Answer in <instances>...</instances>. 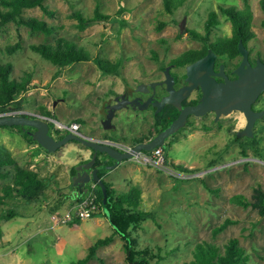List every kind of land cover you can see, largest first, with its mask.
I'll use <instances>...</instances> for the list:
<instances>
[{
  "label": "rangeland",
  "instance_id": "obj_1",
  "mask_svg": "<svg viewBox=\"0 0 264 264\" xmlns=\"http://www.w3.org/2000/svg\"><path fill=\"white\" fill-rule=\"evenodd\" d=\"M46 2L54 11L52 16L39 6L25 8L24 15L56 25L58 30L50 36L14 20L0 24V63H12L16 78L28 71L34 76L24 95V109L35 112L47 108L52 118L64 123L79 118L81 131L86 134L133 143L152 130V111L121 110L113 120L117 128H106L105 104L123 93L127 85L135 88L162 78V67L173 57L187 48L200 47L201 42L184 28L205 33L211 11L216 10L220 20L211 32L212 38L231 33L232 21L221 6L243 9L246 1L184 0L173 13L166 10L164 0ZM250 2L255 12L254 29L264 48V11L260 0ZM97 4L104 13L113 15L111 21L78 28L72 12L79 9L85 16H92ZM160 21L164 22L161 28ZM59 36L78 41L92 56L98 54L112 61L121 58L120 74L103 73L94 60L58 66L30 46L52 42ZM18 42L22 47L10 52L8 47ZM204 130L191 122L168 137L164 145L168 166L183 169L188 177L178 178L130 159L107 178L118 192L128 189L130 183L143 189L142 208L154 212L155 218L132 226L131 231L139 239V248L147 246L159 254L153 259L158 264H186L194 259L198 242H214L223 248L232 237L247 249V264H264V214L252 205L243 206L231 199L241 193L254 200L256 189L264 190V119L258 122L255 137L243 139L244 148L230 143L217 129ZM20 131L18 127L0 126V148L39 172L46 182L45 195L39 200L13 196L0 206V264H72L86 256L98 239L114 233L104 214L58 226L52 221L53 214H63L77 202L65 195L71 191L74 196V174L69 163L84 157L90 148L69 141L55 152L40 145L25 151L29 143ZM50 132L57 138L66 134L53 121ZM10 182V177L0 178V186ZM10 208H17L19 214L3 218ZM227 218L235 222L215 234L214 229ZM86 264H129L122 237L116 235L110 244L99 247L97 255Z\"/></svg>",
  "mask_w": 264,
  "mask_h": 264
},
{
  "label": "trees",
  "instance_id": "obj_2",
  "mask_svg": "<svg viewBox=\"0 0 264 264\" xmlns=\"http://www.w3.org/2000/svg\"><path fill=\"white\" fill-rule=\"evenodd\" d=\"M245 1V8L243 9H238L237 7L232 6H221L223 13H225L233 23V35L219 39L218 44H230L232 47L231 54L233 56L240 53L239 43L241 41L246 44L249 39L257 36V32L254 29V7L250 0ZM164 3L166 10L173 13L184 3V0H164ZM260 3L264 11V0H260ZM36 6H39L50 16L54 14V11L46 0H0V24L4 25L9 21L14 20L18 21L20 24L29 26L32 31H42L48 36L54 34L58 30L56 25L50 24L47 20L40 19L36 16L24 15L25 8ZM71 16L77 19V26L80 29H85L92 23L98 21L108 23L113 17L111 14L104 13L99 4L96 5L92 16H85L79 9L73 11ZM219 23L218 12L213 10L210 12L206 20L205 33L187 27L184 28V30L193 37L201 38L203 36H209L213 28ZM262 23L264 25V19ZM163 24L164 22L160 21V28ZM30 46L44 58L62 67L72 65L76 62L94 60L103 73L118 75L123 66V60L121 58L112 61L103 58L98 54L92 56L81 43L63 36L56 37L52 42L46 41L43 43H33ZM20 47H22V43L18 42L14 46H9L8 49L10 52H13ZM207 50L208 49L206 48L201 54L205 53ZM196 53L197 49L195 48L185 50L173 57L171 62L184 66L199 56L196 55ZM155 59H158L157 53H155ZM33 78V74L29 71L21 78H16L13 76L12 63H0V112L24 109V95L30 90ZM37 111L42 112L45 115L53 116L51 113L52 111L47 108L41 107L37 109ZM177 114L178 110L173 105H169L166 107L164 113L158 112L156 114L157 122H155L154 125H161L162 128H165L177 116ZM73 121L81 123L79 118H74ZM11 126L20 128V132H22L21 134H23L28 142L41 145L34 137V131L36 130L34 127L29 125ZM63 136L64 135H61L58 138ZM137 140L141 141L143 139L141 138ZM107 156L108 155H104L101 158L98 157L97 163H110V161H106ZM109 171L110 170L106 168L100 169L99 175L104 178L108 186V199L106 203L110 209L111 215L108 216L105 212L104 192L98 182L97 188H95V193L97 194L96 201L99 205V209L95 215L104 214L110 220L114 228V233L98 239L89 247V252L86 256L74 260L72 264L88 263L90 259L97 255L99 247L110 244L116 235H120L125 242L129 264H158L159 261H153V259L159 254H156L153 249L147 246L139 248V239L134 236L131 231L132 226H137L148 218H155L154 212L142 208L143 189L137 183H130L128 189L118 192L114 187L113 182L106 178ZM76 172L77 168L76 166H73L72 173L75 174ZM9 177L12 179V182L0 186V206L6 204L13 196H22L29 200H39L45 195L46 182L40 177L39 172L33 168L20 164L12 154L3 151L0 148V178L6 179ZM74 188L77 189L80 195L77 201L86 197L87 192H81L77 186H74ZM231 199L243 206L252 205L257 208L261 214H264V190L260 187L256 189L254 200H250L241 193L233 195ZM18 214L19 210H17V208H10L2 214V217L5 219H11ZM75 221L80 222L81 219L76 218ZM233 222H235V220L227 218L214 229V233L217 234L218 232L223 231ZM194 255V259L186 264H247L250 259L247 249L240 244L239 239L236 237L230 238L224 244L223 248L214 242H198L194 250Z\"/></svg>",
  "mask_w": 264,
  "mask_h": 264
},
{
  "label": "water",
  "instance_id": "obj_3",
  "mask_svg": "<svg viewBox=\"0 0 264 264\" xmlns=\"http://www.w3.org/2000/svg\"><path fill=\"white\" fill-rule=\"evenodd\" d=\"M239 47L244 58L235 70L239 74L235 79L230 78L226 74L225 81L220 82L216 79L214 74H217V72L214 70V60L217 55L213 50H210L203 58L187 66L190 83L179 89H176L174 86L175 75L169 68H166L164 82L168 84L170 94L161 101L155 102V105L158 107V111H160L168 103L175 104L181 110V113L168 127L161 130L149 141L137 142L134 150L139 152L151 150L159 145L164 146L167 138L185 125L189 114L201 115L212 108L218 109L219 112L224 111L225 113H229L233 109L244 111L248 117L246 133L252 136L255 121L264 116V109L255 111L252 108V103L261 91L264 90V61L258 59L256 65H253L249 60V50L243 41L240 42ZM200 85L204 90L202 101L196 105L183 107L182 100ZM120 104H116L114 109H118L121 106ZM131 104H138L141 109L148 107L147 102H142L139 99L131 100ZM42 115V112L34 114L32 111L20 115H2L0 116V126L29 125L34 127L36 129L34 137L49 152L57 151L72 140L86 144L93 152L92 157L76 166L77 172L72 176L73 184L79 187L81 192H86L87 186L92 181L98 182L104 192L105 212L110 216L111 212L106 203L108 199V186L104 178L99 175V170L103 168L109 170L117 168L119 165L132 159L134 152L122 151L112 144L103 142L97 137L86 134L83 131L79 133L68 131L63 137L57 138L50 132V122L44 119ZM113 116L114 113L104 120L106 128H117V125L113 122ZM104 155H109L115 159V162L111 164L105 162L97 163L98 157L101 158Z\"/></svg>",
  "mask_w": 264,
  "mask_h": 264
},
{
  "label": "flooded vegetation",
  "instance_id": "obj_4",
  "mask_svg": "<svg viewBox=\"0 0 264 264\" xmlns=\"http://www.w3.org/2000/svg\"><path fill=\"white\" fill-rule=\"evenodd\" d=\"M232 35H233V23H232L231 33L224 34V35H218L215 38H212L211 33L209 36H203L201 38L194 37L195 39L201 42L200 47H190L186 49V50L191 49V48L197 49L196 55H199V56L196 57L195 60H193L192 62L200 58H203L209 53L210 50H213L217 55L214 60V70L215 72H217V74H214V76L220 82L225 81L226 79L225 74L232 79L237 78L239 74L235 70L237 67H239V65L241 64L244 58V55L243 53H241V51L238 55L233 56L231 54L232 47L230 46V44H225V45L218 44L219 39L230 37ZM252 41H255L253 45H251ZM262 42L264 43V38L262 39ZM245 45L249 50V54H248L249 60L253 65H256L258 59H261L264 61V48L261 46V39L258 38V34L255 38L249 39L248 43H246ZM239 46H240V43H239ZM206 48L208 50L205 53L201 54ZM239 50H240V47H239ZM190 63L183 66L177 63H172L170 61L167 65L162 67V72H163L162 78L154 79L148 83H140L135 88H132L131 86L127 85L123 93L116 94L113 98H111V100H109V102H107V104H105L106 106L105 115L107 116V118H109L114 113V116H113V120H114L119 115V112L121 110L126 109V110L137 111L141 109L138 104H131V100L139 99L142 102H147L148 107L144 110L152 111V118H153L152 130L136 138L133 143L136 144L137 142L149 141L157 133H159L161 130L166 128V127L162 128L161 125L159 126L154 125L155 122H157L156 114L158 112L164 113L167 106L173 105L178 110V114L170 122V124L181 113V110L175 104L168 103L160 111H158V107L155 105V102L161 101L163 98L169 96L170 94L169 89H168V84L164 82L166 78V75H165L166 67L169 68L171 72L175 75L174 86L176 89H179L182 86H185L190 83V80L188 79V74H187V66ZM222 71L224 73H220ZM203 97H204V90L202 86L200 85L199 87H196L187 97H185L182 100V105L183 107L196 105L202 101ZM118 103H121L120 104L121 106L115 110L114 106ZM252 108L255 111L264 109V90L261 91V93L255 99V101L252 103ZM263 119H264V116L261 118H258L255 121L254 126H253V135L251 136L246 133L248 117L244 111L240 109H233L229 113H225L224 111L219 112L218 109L212 108L201 115L189 114V116L187 117V121L185 125L183 126V128L189 125L191 122H195L196 124H199L200 126L204 127L205 129L204 131L217 129V131L223 132L225 136L229 138L230 143H232L233 145L236 144L239 147L241 146L244 148L243 139L245 137H255L257 133V124L260 120H263ZM141 138L143 140L141 141L137 140ZM106 161H110V163H107V162L105 163L111 164L115 162V159H113L112 157L108 155L106 157Z\"/></svg>",
  "mask_w": 264,
  "mask_h": 264
},
{
  "label": "built area",
  "instance_id": "obj_5",
  "mask_svg": "<svg viewBox=\"0 0 264 264\" xmlns=\"http://www.w3.org/2000/svg\"><path fill=\"white\" fill-rule=\"evenodd\" d=\"M28 112L29 110L17 109V110H10L6 112H0V116L8 115V114L20 115V114H27ZM37 113H38L37 111L34 112V114H37ZM42 117L49 122L53 121L54 123H56L57 128L60 130H66V132L73 131L75 133L81 132V123L77 121H72L70 123H64L62 121L52 118L49 115H45L44 113ZM98 139H100L103 142L112 144L113 146L121 149L122 151L134 152V156L132 159H134L135 161L139 163L154 166L178 178L188 177V175L185 174L186 172L183 169H173L168 166L167 157L165 155L163 145L156 146L155 148L151 150H142V151L136 152L134 150V147L136 144L134 143L119 141V140H115L112 138H98ZM97 184L98 183L96 181H92L87 187L86 197L84 199L77 201L65 213L53 214L52 215L53 224L55 226H58L65 222L75 220L76 218L87 219V218L94 216L99 209V205L97 204V201H96L97 194L95 193V188H97Z\"/></svg>",
  "mask_w": 264,
  "mask_h": 264
},
{
  "label": "crops",
  "instance_id": "obj_6",
  "mask_svg": "<svg viewBox=\"0 0 264 264\" xmlns=\"http://www.w3.org/2000/svg\"><path fill=\"white\" fill-rule=\"evenodd\" d=\"M80 123V122H79ZM92 136V135H91ZM94 137H97V138H108V137H99V136H94ZM76 142V144H78V141H75ZM29 143V145L28 146H26L25 147V151H28V150H30L31 148H35V147H37L39 144L38 143H30V142H28ZM41 146V145H40ZM92 150L91 149H89V150H87V151H85V156L84 157H81V156H78L79 157V159L78 160H76L74 163H69V165L71 164V169H72V167L73 166H76V165H78V163L80 164L81 162H83V161H86V160H89L91 157H92ZM83 154H84V152H83ZM63 162H65V161H63ZM66 163V162H65ZM126 162H124L123 164H121V165H119L120 167L121 166H124V164H125ZM68 165V164H67ZM118 166V167H119ZM117 167V168H118ZM117 168H115V169H113V170H116ZM113 170H110L109 171V173L110 172H112ZM76 174V173H75ZM73 176V175H72ZM108 177V175L106 176V178ZM108 179V178H107ZM109 180V179H108ZM109 181H111L112 182V180H109ZM113 185H114V182H113ZM76 191V192H75ZM71 192V191H70ZM70 192L69 193H67V194H65V195H67V199L68 198H71L70 196H72V199H71V201H73V202H76L77 200H78V198L80 197V195H79V192L77 191V189H75L74 188V196H73V194L71 195L70 194ZM70 194V195H69ZM70 201V202H71ZM67 202H69V201H67Z\"/></svg>",
  "mask_w": 264,
  "mask_h": 264
}]
</instances>
